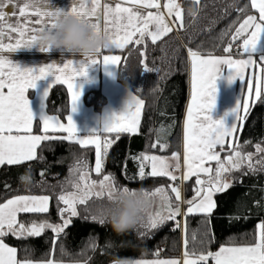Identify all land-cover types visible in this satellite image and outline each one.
Wrapping results in <instances>:
<instances>
[{
	"label": "trees",
	"instance_id": "16d2710c",
	"mask_svg": "<svg viewBox=\"0 0 264 264\" xmlns=\"http://www.w3.org/2000/svg\"><path fill=\"white\" fill-rule=\"evenodd\" d=\"M180 12L182 18L174 22V31L155 43L131 44L121 52L125 57L122 71L128 78V88L143 101L140 132L137 135L119 134V139L117 135H109L114 143L108 149L100 174L92 173V147H80L59 139L42 142L37 148L38 158L33 161L0 167V204L17 196L50 197L47 213H19L17 226L28 227L44 221L62 224L59 209L66 206L57 197L76 191L73 182L78 180L80 173L73 174L71 170L78 161L87 165L89 181L97 182V191L104 175H111L117 188L152 191L170 184L168 177H151L147 169L141 180L139 161L134 158L142 155L169 157L174 152L180 153L189 51L198 52L200 56H237L236 49L243 38L233 40L236 29L247 16L256 17L249 0H182ZM229 45L231 50L226 53L224 49ZM146 67L149 71H145ZM83 102L96 113L107 104L100 89L86 92ZM45 111L61 121L66 120L70 104L64 86L50 88ZM34 132L40 133L38 123H35ZM161 143L167 148L161 149ZM257 145L264 148V100L251 105L243 127L236 134V141L223 146L221 153L222 159L233 150L242 155L251 153L256 171H249L245 164L241 170L229 172L225 177L233 186L214 195L217 207L211 217L184 214L182 232L169 222L157 229L145 228L147 234L143 237L134 232L117 235L105 217V209L110 206L105 194L90 199L87 207L77 205L78 217L72 218V226L59 237L51 229H45L40 236L17 237L9 233L0 239L16 249L18 261H54L60 246L64 245L71 253L64 259L81 264H111L117 256L130 261L175 258L185 256L186 250L189 257L195 258L201 253L216 252L222 246L254 244L258 237L257 225L264 221V207L256 205L257 201L264 205V169L256 163L264 159V152H258ZM196 190L195 177L184 182L185 203L196 197ZM67 216L65 213V218ZM94 216L102 217L104 223L101 224L99 219L94 221ZM159 249L162 254L157 256ZM208 264H212L211 260Z\"/></svg>",
	"mask_w": 264,
	"mask_h": 264
},
{
	"label": "snow or ice",
	"instance_id": "6c2138e0",
	"mask_svg": "<svg viewBox=\"0 0 264 264\" xmlns=\"http://www.w3.org/2000/svg\"><path fill=\"white\" fill-rule=\"evenodd\" d=\"M132 7H124L121 3H116L113 7L110 3H101V0H73V3L67 10L54 7L50 0H0V53L4 51L16 53L19 50L33 48V42L37 34L44 31H50L54 27V18L61 15H73L80 21L87 24L97 32L103 34L109 40V48L123 49L126 45L133 42V37L139 34L136 44H141L145 35L151 38L155 43L161 36L172 31V28L165 23L164 17L157 11H151L144 15L141 9L159 10V0H129ZM198 2V0H197ZM252 7L259 12V21L257 17L247 16L243 23L236 29L233 40L243 38L242 50L246 54V59H232L229 57H201L198 52L189 51L191 57V76H192V102L187 109V118L184 123L183 134V165L185 172L182 179L189 180L191 176H196L197 185L196 197L188 200V214H203L205 217H211L217 203L214 195L223 193L233 185L226 178L225 173L233 170H241L247 166L248 170L255 172L256 168L252 163V154L242 155L240 151L233 150L232 154L221 161L219 153L214 149L217 145L223 149L225 137H230L237 131V121H240V128L243 127V121L251 105L248 100L244 101L245 115L239 114V101L236 107L231 109L233 116L232 122L226 126L223 119L213 120L209 112L215 106L216 99V80L220 74V66L227 65L230 69L226 79L229 83L237 77L244 79L243 70L249 66H256L259 57L261 65H264V51H261V44L264 43V0H251ZM138 6V7H137ZM11 8V11L8 9ZM169 15L175 10L176 20H181L180 5L176 0H169L164 5ZM18 13V15H17ZM35 17L33 22L32 18ZM15 18V23H13ZM21 19L24 23H21ZM103 21V26L101 25ZM149 25H155V31L149 30ZM251 30V31H249ZM15 33V43L5 44L3 41L7 36L12 39L11 34ZM231 45L224 51L230 52ZM43 51V50H41ZM102 50H98L97 56ZM120 57L114 55H104L103 65L118 67ZM143 63V61H142ZM100 64V61L94 57H84L81 61L68 60L63 66L48 63L34 68H21L19 64L0 54V166L19 165L25 161L37 159L36 149L42 141L63 139L73 141L77 136L76 125L72 120L71 114L67 117V125L60 123L56 117L43 115L44 135H32V124L34 120L33 112L29 107V101L26 98V92L36 87L38 80L47 76L53 77V82L66 84L71 95V113L77 110V103L81 96L80 87L76 84L78 77H86L87 69ZM74 70V75L67 72L69 67ZM235 69V75L231 69ZM55 69V71H54ZM145 71H149L147 67ZM52 84L43 93L47 98ZM254 99L252 104L264 100V66H261V73L254 77ZM4 89H7L5 93ZM249 95L253 92V83H249ZM143 101L135 96L131 97L127 106L119 113H113L106 116L103 127L98 131H93L89 136L82 139H75L74 142L82 147L89 144L96 146L95 172L101 173L104 158L108 154V149L114 141L107 138L101 145L99 135H92L101 131L106 133H116L119 139L120 133L134 134L138 131L140 123V114ZM63 131L67 136L56 137L47 135L49 130ZM16 134H13V133ZM24 133V134H21ZM156 147V145H153ZM161 149H166L167 145L161 143ZM258 152H264V148L257 145ZM139 161V177L141 180L145 177V162H150L151 171L148 173L151 177H168L175 181L178 179L174 175V170H179V155L172 153L171 161L157 155H142L135 157ZM174 161L175 163H172ZM216 161L214 176L210 175L212 169L205 166L206 162ZM264 169V159L256 161ZM87 165L83 161H78L72 173L79 172L78 180L73 182L74 192L62 193L57 199L66 207L59 209L62 218V224L54 225L47 221L40 224H32L26 227L24 224L17 226V214L24 213H47L49 211V196H17L7 202L0 204V237L11 233L17 237L40 236L45 229H51L59 237L65 233L66 229L72 226V218L78 217L77 205L87 207L88 202L93 197L100 198L105 194L109 201L114 199V194L118 191L127 193L128 187L117 188L111 175H104L99 181V190L97 191V182L89 181L86 171ZM200 174L208 176L207 181L200 179ZM41 175H44L42 172ZM171 193L175 195L176 201H181V192L178 185H169ZM145 195H159L161 197V206L150 214L147 228L157 229L167 221H174L181 214L179 203L173 206L172 199L164 187H158L152 191L145 190ZM259 207H264L260 201L256 202ZM65 213L68 214L65 218ZM99 219L101 224L103 218L93 217V220ZM177 226L179 224L177 223ZM195 240V236H193ZM187 244V240H185ZM183 264H208L211 259L214 264H264V222L258 225V237L254 244L240 246H222L218 251H208L201 253L193 259L188 258L189 252L186 250ZM0 264H19L16 260V249L7 246L0 239ZM46 264H54L53 260L46 261ZM132 264H179V261L173 260H155V261H134Z\"/></svg>",
	"mask_w": 264,
	"mask_h": 264
},
{
	"label": "crops",
	"instance_id": "0c3cea01",
	"mask_svg": "<svg viewBox=\"0 0 264 264\" xmlns=\"http://www.w3.org/2000/svg\"><path fill=\"white\" fill-rule=\"evenodd\" d=\"M249 1H250V6H251L252 10L256 13L257 22H260L259 21V12L255 8L252 7L251 0H249ZM19 2L23 3V0H19ZM50 2L54 7L67 10V8L70 7L71 4L73 3V0H50ZM104 2L110 3L113 7L115 6L116 3H121V5L124 7H132L129 0H101L102 4ZM166 3H169V0H159V4H160L159 10H157V9H141V11L144 15H147L148 11H151L153 13H156L158 11L159 14H161L164 17L165 23L168 24L169 27L172 28V31H174V22L175 21L177 22L179 20H176L175 10L173 11L172 15H169L167 9L164 8V5ZM8 11H11V8H9ZM17 15H18V13H17ZM32 20L34 22L35 17H33ZM12 22L15 23V18H13ZM21 23H24V21L22 19H21ZM101 25L103 26L102 20H101ZM149 30L155 31V25H149ZM172 31H170V32H172ZM249 31H251V30H249ZM170 32H168V33H170ZM16 35L17 34L12 33L11 34V36H12L11 40H9L8 37L6 36L3 42L5 44H8V43L14 44ZM166 35L161 36L160 39H162ZM136 39H139V34H137V36L133 37V42L126 45L123 49H117V48L103 49L98 56L97 55L94 56V58H97L100 61V64L90 66L87 69V76L86 77H78L76 79V84H77V86L80 87V90H81V96H80V99L77 103V110L75 112L71 113V103H70L71 95L68 91V87L66 84L57 83V82H53V84H52L53 77H51V76H47L44 79L38 80L36 82V87L34 89H29L26 92V98L29 101V107L32 110L33 116H34L31 134L32 135H44L45 134L43 132V122L41 121V117L43 115H49V114H47L45 111L46 98L43 96V93L46 89L49 88V86L51 84H52V87L56 86V85H62L66 88V90L68 92V98H69V104H70V112L68 115L71 114L72 120L76 125L77 136L73 138V141H69V140H64V141L69 142V143H73V144H77L80 147H82V146L79 145L78 143L74 142L75 139L85 138V137L89 136L93 131H98L99 129H101L103 127V124L100 122V120H98V118H102L105 115L111 116L113 113L119 114L127 106L128 102L131 100V97H133V96H135L137 99L141 100L133 91H131L128 88V78L126 76H124L123 71H122V67L124 65V58L125 57H124V55L121 54V52L125 48L130 46L131 44H136L135 43ZM160 39H158V40H160ZM151 42H152L151 38L148 37L147 35H145V37L143 39L144 46L148 43H151ZM242 43H243V41H242ZM236 50H237V56H230L232 59L239 60V59H246L247 58L246 54L243 53L242 44L239 47H237ZM261 51H264V43L261 44ZM0 54L8 57L11 60H13L17 64H19V66L21 68H34V69L40 67L41 65H46L48 63H54V62L62 67L63 63H66L68 60L81 61L84 59V57H81L78 55H70L66 52L61 53V52L52 51V52H49L47 54H43V53L39 52L35 47H33L31 49L19 50L16 53H10V52L4 51L3 53H0ZM104 55H114V56L120 57L121 59L119 61L118 67L111 66V65H109V66L103 65V56ZM201 57H204V58H208V57H229V55L201 56ZM254 58L257 60V65L256 66H249L247 69H244L243 73H242L244 79H239L237 77L231 83H229L228 80L226 79V77L230 71L229 67L227 65L220 66V74L216 80L217 91H216L215 106L209 112V115L211 116V118L213 120L223 119L225 125L229 126L232 122V119H233V116L231 114V109L236 107L238 101H239V114L242 115L241 114L242 106H243V103L245 100L247 89L249 87V83H253V89H254V87H255L254 86V77H258L260 75L261 66H264V65H261V62L259 61L258 56L254 57ZM54 71H55V69H54ZM231 71L235 75V69L233 68V69H231ZM67 72L70 75H74V70L71 66L69 67V69H67ZM94 89H100L102 94L105 96V98L107 100L106 106L104 107V109L100 113H96L92 108L86 106L83 102V95L86 92H88L90 90H94ZM4 91L6 93L7 89H4ZM191 102H192L191 57L188 54L187 95H186V103L184 106V112H183L182 124H181V149H180V153L178 154V155H180L182 153V157H183V150L182 149H183L184 123H185V120L187 118V109H188L189 104H191ZM249 104L252 105V98H250ZM142 113H143V105L141 108L139 128H138V131L136 133H134V134L120 133V134L137 135L140 132ZM49 116H54V115H49ZM54 117H56L60 123L67 125V118L65 121H61L57 116H54ZM35 123L39 124L40 133L34 132ZM240 124H241V122L237 121V125H238L237 131L235 133H233L232 136H230L231 139H230V137H225V140H224L225 143L223 146H225V145L230 146L231 144H233L236 141V134L240 130ZM13 134H16V133L14 132ZM21 134H24V133H21ZM47 135L56 136V137H64V136H67V133L63 132V131H52L50 129L48 131ZM92 135H99L100 139H101V145H102L105 138L111 140L109 138V135H117V134L116 133H106V132L101 131L99 133H94ZM229 139L231 140V143L229 142ZM59 140H63V139H59ZM42 142H44V141H42ZM38 147H39V145H38ZM84 147H92L93 148V150H94V163L92 166V173L94 175H98L95 172L96 146L93 144H89V145L84 146ZM216 147H217V149L221 150L219 153L221 161H225V159L221 158V153L223 152V149H221L220 145H217ZM36 152H37V149H36ZM161 157H163V156H161ZM171 157H172V155L169 156L168 158H171ZM26 162H29V161H25L23 163H26ZM215 163H216V161H210V162L205 163V166L210 167L213 170L212 173H210V175H213V176H214L215 167H216ZM5 165H7V164H5ZM146 169H147V172L150 173L151 166L150 165L145 166L144 171ZM184 172H185V167L183 165V158H182L181 159V166H180L179 170H176V172H175L178 179H176L175 181L171 180V182L169 184V185H178L179 186L180 192H181V201L178 202L175 200V195L173 193H171L169 185L160 186V187H164L168 191L174 206L177 203H179V206H181V210L183 207V211H184L183 215H184V213H187L185 208H186V206H188V204H186L183 200V184H184V182H186L182 179ZM138 175H139V168H138ZM193 177H195L197 180L196 176H191L190 178H193ZM199 178L207 181L208 176H206L205 174H200ZM197 186H198V188L200 187V185H197ZM21 213H24V212H21ZM18 214H17V216H18ZM178 217L179 216H177L176 218H178ZM258 225H257V236H258ZM188 258L193 259L191 257H188ZM173 259L179 261V264H183L185 256L180 255V256L175 257V258L136 259V260H132L131 264L134 261H140V260L151 262V261H155V260H173ZM209 260H211V259H209ZM18 262H19V264H46V261H43V262L18 261ZM211 262H212V264H214V262L212 260H211ZM76 264H81V263H76Z\"/></svg>",
	"mask_w": 264,
	"mask_h": 264
},
{
	"label": "clouds",
	"instance_id": "9594fccd",
	"mask_svg": "<svg viewBox=\"0 0 264 264\" xmlns=\"http://www.w3.org/2000/svg\"><path fill=\"white\" fill-rule=\"evenodd\" d=\"M33 47L43 54L56 51L81 57H94L98 54V50L109 47V40L103 32L93 30L77 17L61 15L54 18V27L50 31L37 34ZM106 116L98 120L104 124ZM160 206L161 197L145 195V190L142 188L129 189L127 193L118 191L110 201V206L105 209V217L112 231L117 235H123L147 228L150 214ZM70 256L69 250L61 245L54 264H69L64 257ZM70 264L76 262L71 261ZM111 264H131V261L129 258L117 256Z\"/></svg>",
	"mask_w": 264,
	"mask_h": 264
},
{
	"label": "rangeland",
	"instance_id": "374dc122",
	"mask_svg": "<svg viewBox=\"0 0 264 264\" xmlns=\"http://www.w3.org/2000/svg\"><path fill=\"white\" fill-rule=\"evenodd\" d=\"M197 1V0H196ZM179 3V5H180V2H178ZM248 89H249V87H248ZM247 89V92H246V96H245V100L247 99L248 100V102H249V100H250V98H252V100L255 98L254 97V92H255V87H254V89H253V92H252V95L250 96L249 95V90ZM241 93V92H240ZM244 100V101H245ZM241 116H244L245 115V112H244V103H243V106H242V112H241ZM244 122V121H243ZM230 139H231V137H230ZM229 139V142L231 143V140ZM225 143V142H224ZM183 150V149H182ZM214 151L215 152H217V153H220V149H217V147L214 149ZM158 156V155H157ZM227 156H229V155H227ZM163 158H165V159H168L169 161H171V158H168V157H163ZM183 157H182V153L179 155V164H180V166H181V159H182ZM210 162V161H209ZM172 163H175L174 161H172ZM139 164V163H138ZM145 165L147 166V165H150V162H145ZM176 170H174V175H176ZM227 174L228 173H225V176L227 177ZM225 177V178H226ZM226 180L229 182V183H231V181L228 179V178H226ZM188 207H189V205L188 206H186V212H187V209H188ZM183 207H182V210H181V214L179 215V217L178 218H176L174 221H167V222H165V224H167V223H169V222H171L172 224H173V226L174 227H178L179 229H180V232H182V226H183ZM185 214V213H184ZM177 223L179 224V226H177ZM165 224H163V225H165ZM161 227V226H160ZM137 236H139V237H143V236H145L146 234H147V230L145 229V228H141L138 232H134Z\"/></svg>",
	"mask_w": 264,
	"mask_h": 264
},
{
	"label": "built area",
	"instance_id": "2783aa9c",
	"mask_svg": "<svg viewBox=\"0 0 264 264\" xmlns=\"http://www.w3.org/2000/svg\"><path fill=\"white\" fill-rule=\"evenodd\" d=\"M181 2V0H176V3ZM162 254V249H159L156 253L157 256H160Z\"/></svg>",
	"mask_w": 264,
	"mask_h": 264
},
{
	"label": "water",
	"instance_id": "95a60500",
	"mask_svg": "<svg viewBox=\"0 0 264 264\" xmlns=\"http://www.w3.org/2000/svg\"><path fill=\"white\" fill-rule=\"evenodd\" d=\"M136 46H138V45H143V41H142V43L141 44H135ZM197 188H198V186H197ZM180 210H181V206H180Z\"/></svg>",
	"mask_w": 264,
	"mask_h": 264
},
{
	"label": "flooded vegetation",
	"instance_id": "af4514ba",
	"mask_svg": "<svg viewBox=\"0 0 264 264\" xmlns=\"http://www.w3.org/2000/svg\"><path fill=\"white\" fill-rule=\"evenodd\" d=\"M174 206V205H173Z\"/></svg>",
	"mask_w": 264,
	"mask_h": 264
}]
</instances>
